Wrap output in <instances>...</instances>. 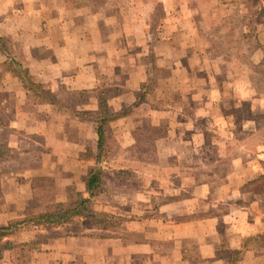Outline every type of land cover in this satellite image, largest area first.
<instances>
[{
	"label": "crops",
	"instance_id": "obj_1",
	"mask_svg": "<svg viewBox=\"0 0 264 264\" xmlns=\"http://www.w3.org/2000/svg\"><path fill=\"white\" fill-rule=\"evenodd\" d=\"M130 1L134 0H33L37 4L32 7L29 0H0V27L20 34L19 56L30 61L31 73L50 83L59 99L64 93L57 92L61 86L94 90L92 79L97 72L106 73L116 86L125 79H137L133 89L140 88L152 65L140 51L148 44L145 31L150 30L145 23L138 24V18L144 20L147 16L150 29L149 24L160 18L161 29L157 30L163 35L157 41L167 49L194 47L206 52L219 48L221 42L224 45L220 47L228 49H250L248 34L264 33V0L261 19L254 25L252 17L257 13L241 8L236 11V6L231 7L233 0H225L223 4L230 8L223 10L214 7L215 0H210L209 8L194 7L191 0H144L148 4L145 12L130 9ZM247 1L241 0L245 4ZM115 2H127V8ZM11 7L25 15L36 9L45 17L33 28L25 17H20V22L13 18ZM47 14L53 18L46 19ZM87 17L100 22L95 26L99 33H92L90 24L81 25ZM127 18H135L131 27L125 22ZM194 28V38L199 37L191 43L187 33ZM29 30L30 42L21 36ZM134 31L137 34L133 37ZM219 33H243L241 44L217 37ZM218 39L220 43L215 46ZM136 48L138 52L132 50ZM257 48L262 51L264 46ZM217 65L215 75L208 71L213 72L208 76L217 80V91L191 92L195 104L201 102L197 113L200 121L187 117L188 104L182 99L186 92H178L180 99H174L179 102L175 106L165 107L144 102L138 97L143 95L141 92H82L85 99L70 104L65 110L68 117L61 119L54 113L55 103L39 100L17 75L5 69L0 52V145L16 147V155L23 156L26 149L22 144L28 136H41L49 151L38 167H51L47 161L55 159V165H62L67 172L68 180L58 183L59 190L71 184L85 197L90 196L86 181L93 161L82 154L88 149L96 153L97 121L87 115L83 118L80 113L98 111L100 98L106 94L109 112L116 114L105 125L106 145L111 149L107 152L111 155L102 159L100 184L92 197L99 196L102 211L121 218V227L112 236H104L94 227L77 232L74 222L55 225L62 232L38 245L33 264H264V137L256 139L258 134L263 135L264 118L261 121L252 117L257 115V106L260 112L264 109L257 100L251 105L256 96L250 90L251 84L246 83L252 80L251 62L239 70L244 76L237 80L243 83L230 88L227 85L235 80V64L223 59ZM66 93L74 97L79 92ZM228 97L233 104L224 110L223 101ZM237 100L249 102L248 110L252 112H238L239 107L234 111ZM129 104L134 106L124 114ZM205 114L208 116L203 119ZM209 118L213 120L207 122ZM237 118L240 121L236 122ZM237 129L243 132L242 138L236 136ZM200 131L202 136L198 135ZM138 132L147 136L150 148L141 151L147 152V158L137 156L131 160L129 156L136 147L146 142ZM153 145H159V150ZM0 152V162L11 164L12 154ZM66 160L70 161L67 165ZM126 160L127 164L132 161L131 166L124 165ZM34 168L31 172L38 175ZM25 171L0 168V226L27 215L30 200L19 197L22 191H32ZM51 174L58 175L59 171ZM67 200L64 197L57 201ZM21 208L23 213H19Z\"/></svg>",
	"mask_w": 264,
	"mask_h": 264
},
{
	"label": "rangeland",
	"instance_id": "obj_2",
	"mask_svg": "<svg viewBox=\"0 0 264 264\" xmlns=\"http://www.w3.org/2000/svg\"><path fill=\"white\" fill-rule=\"evenodd\" d=\"M29 3V6L35 7L36 2H33V0ZM225 0H215V3L217 5H214L215 8L218 7V9L223 10L230 7H227L223 4ZM235 1V2H233ZM231 3L232 6H236L235 10L240 11V8L245 11H253L256 14V16L252 17V23H254L257 20L261 19V8L262 6V0H248L245 4L244 2H241V0H233ZM195 7V5L199 6V8H209L211 6L210 0H191L190 4H192ZM121 5V7L127 8V2H115ZM237 3L239 6H237ZM74 5L76 2H69V5ZM129 8L138 9L140 12L147 11L148 10V4L144 0H134L129 2ZM19 7V5H17ZM177 5L171 4V7H176ZM12 8V17L18 18L20 22V17H25L28 21L32 22L33 28H36L39 26L40 21L44 19L45 15L38 14L36 9H32V13H28L25 15V13H19L20 10ZM163 8V6H162ZM20 9V8H19ZM161 9L160 7L157 8V13H161L159 11ZM17 15V17H16ZM48 15V14H47ZM49 14L46 19H52L50 18ZM141 15V13H140ZM1 17L0 16V26H1ZM127 18L125 20L127 25L131 27L132 24L135 23V18ZM26 20V22H27ZM148 17L145 16L144 20L143 18H138V24L143 22L145 23V26L147 27V30H150L149 32L145 31V39L148 41V44H145L144 46L140 47V51L143 54H146L145 57L148 58L151 62L152 69L150 70L149 77L147 80L141 83L140 88L136 91H134L133 86L135 85V82L137 79L129 80L125 79L126 82H119L118 86L114 81H111L106 73H96L95 76H93L92 83L95 86L94 90H68L65 86H61L57 92H64L63 96L59 99L58 97L56 101H52V103H55V114L60 115V118L63 119V117H68L67 114H65V110L67 107L70 106V104H73L77 100L83 101L85 99L84 94L82 92H140L143 94L142 100H146L147 102H150L154 106L158 107H165L169 104L172 106H175L174 99H180L178 92H186L187 96H185V101H187L188 104V113L187 117H191L194 121H200L202 119H199L198 113V107L201 106V102L195 104L194 97L191 96V92H215L218 89L217 80L212 79L211 72L208 71H214V75L218 69L217 63L219 60L225 59L226 61H232L235 65L232 67L235 69L236 76L235 80L231 81V86L227 85V87H232L238 84L243 83V81H239L238 79H242L244 76L243 71L239 70L243 67L244 64H247L248 61L251 62V69H252V80L251 82H246L248 84H251L252 87H250L251 92H256L255 98L251 99V105L255 100L258 101L259 104L263 105L262 110L264 109V48H262V51H259L258 47L264 46V33H259L257 31H252L248 35L251 37V48H244L242 46H239L234 49H228L224 46L223 42H219V39L216 41V45L219 48L216 47L211 50H205L206 52H203V49L197 50V48L190 47V48H173V49H167L162 44L158 43V36H162L163 34L158 33L157 29H161V21L159 17H156L155 23L152 22L149 24L151 29L147 26ZM18 22V23H19ZM92 26V33H99V28L95 29V26H99L100 22L97 21V19L88 18L86 19L85 23L82 21L81 25ZM136 25H133L132 28H135ZM155 30V31H153ZM194 29H192L191 32L187 33L188 37L190 36L191 43L195 40H198V37L194 38ZM213 34L212 32H209ZM137 34L136 31L133 33L134 35ZM20 35V34H18ZM18 35L16 33H13L12 31H3L0 27V52L2 56L5 58V69L9 71L12 75H17L21 81L23 82L24 87L28 90V92H46V90H51V92H54L51 88V84L47 82H42L39 80L37 76H35L33 73H31L30 69V61L24 56H19L18 54V45L19 41ZM22 38L26 41L29 40L32 36V31L29 30L27 32H24L21 34ZM217 37H226L227 39H232V42H235L236 44H241V38H243V33L238 34H225V33H219L216 34ZM183 42H185L183 40ZM196 42V41H195ZM226 45V44H225ZM138 52L139 49H132ZM211 53H208V52ZM126 52V51H124ZM135 52V53H136ZM131 53L134 54V51ZM207 53V54H204ZM125 59H127L126 55L124 56ZM176 60V63H175ZM172 62V63H170ZM139 67L143 68L142 65ZM98 68V64H97ZM26 70H28L31 77L29 78L26 76ZM25 74V75H24ZM127 75V74H126ZM28 77V78H27ZM217 77V75H216ZM26 84V86H25ZM40 84H43L41 87ZM30 86V87H29ZM32 88V89H30ZM35 90V91H34ZM66 92H79L76 94V96H68ZM81 92V93H80ZM259 92L262 93V95H259ZM192 93V94H194ZM56 94V93H55ZM167 94V95H166ZM48 96V94H47ZM57 96V94H56ZM169 96V97H168ZM178 96V97H177ZM107 97L106 94L101 96L100 98V108L96 112H90V113H83L81 112L80 115L84 118L86 115L88 118H91L95 121H98L99 118H107L109 119L111 113L109 112V108L107 107ZM49 98V96H48ZM149 100V101H148ZM206 101H210V97L205 98ZM167 101V102H166ZM171 101V102H170ZM223 106H226L224 110L231 109V105L233 104V99L224 100ZM238 102V100L236 101ZM240 102L234 103L235 110L238 112H252V110H248V103L246 102ZM190 104V105H189ZM102 105V108H101ZM133 104H129L125 107L126 112L124 114H127V112L133 107ZM108 110V114L106 112ZM194 110V111H192ZM256 113L257 115L253 114L252 117H255L256 119L263 120L264 112H260V108L257 106ZM206 111H208L206 109ZM192 112V116L191 115ZM72 113V112H71ZM110 114V115H109ZM120 114V113H119ZM123 114V113H122ZM208 114V113H206ZM203 115V119L208 115ZM242 114V113H241ZM116 115V114H112ZM233 116V115H231ZM238 117V116H237ZM111 119V118H110ZM213 118H209L206 121L210 122ZM236 122L240 121L238 118L235 119ZM189 130H191L194 133V129H192V126H190ZM263 132V131H262ZM199 136H202V133L198 134ZM3 139L7 138L5 135H2ZM138 136L141 139L144 137L143 140H145L146 144L143 143L139 147H136V150L134 153H132L131 160H133L132 157L142 156L147 158L148 154L146 151L141 152L142 150H149L148 148V140L147 136H144L143 133L138 132ZM205 136V135H204ZM236 136L238 138L243 137V132L236 130ZM207 138H211L210 135L206 136ZM260 137H264L263 135L260 136L258 134L256 136V139L259 140ZM149 138V137H148ZM257 140V141H258ZM41 141L43 145L41 144ZM22 147L26 149V152L23 156L16 155L17 152H19L16 147H8L7 144H1L0 150L7 154L10 152L12 155L11 158V164L7 162H0V168L2 169H8V168H18V170L22 171L26 169L24 173H26L25 177L26 179L30 180V183L28 186L29 188L32 187V191L28 193H22L19 195L20 198H26L29 199L28 207L26 209L27 214H31L34 212H40L45 210L50 204H62L64 207H73L76 205L77 201L80 198H89L90 202L87 204V210L83 211L80 214L74 215L69 222H74L75 230L77 232H85L87 228L94 227L97 229H101L102 231L100 234L104 236H112L115 231L118 230V228L122 225V220L119 217H116L115 215H110L109 212L102 211L101 202L99 204L98 199L99 196L97 195L96 198H93L92 195L94 194V190L90 191V196L85 197L83 195V192L78 191L77 188L74 185H66L64 190H59L58 183L59 182H65L68 180L67 178V172L63 171V167L61 165V168L55 165L56 160H48V164L51 165V167H45L44 169H41V167H38L39 164L42 163V156L46 154V152L49 151V148L46 145L45 140L41 138V136H28L26 142L22 144ZM109 146H105L104 151L102 152L98 163L95 162L93 155L95 153H91L90 149H88V152H84L82 157L86 159H92L93 164L91 167L93 168H102V162L103 157L106 158L109 157L111 154L107 151H111ZM156 150H159V145H153ZM8 149V150H7ZM108 149V150H107ZM43 151V152H41ZM156 151V153H157ZM1 153V152H0ZM43 153V154H42ZM21 157V158H20ZM128 160V158H127ZM127 160L124 162V165L131 166V162H128ZM45 163L46 159H44ZM121 162V161H120ZM157 162V157H156ZM70 163L69 160L65 161V164L67 165ZM85 163V162H81ZM36 166L38 170L37 172L33 173L31 172V169H35ZM133 166V165H132ZM59 171L58 175H52L51 173H56ZM103 172V170H102ZM100 184V183H99ZM98 184V186H99ZM263 185L261 182L260 185ZM258 185V186H260ZM96 186V188L98 187ZM95 189V188H94ZM97 193V192H96ZM95 193V194H96ZM64 197H68L67 201H57L58 199L62 200ZM106 199V197H103ZM2 199H0V213H1V204ZM31 202V203H30ZM100 205V206H99ZM99 206V209L96 207ZM101 208V209H100ZM16 208H13V210ZM19 213H23V208L19 210ZM88 218L90 220L84 219ZM67 223V222H66ZM61 233L62 230L59 231L56 229L55 225L52 224H43L40 226H34L32 224L25 225L24 227H17L12 236L9 239H0V264H4L5 261L8 262V260H11L12 264H33L34 261H37V258L35 257V249L38 248V245L43 242H47V240L51 239L53 236H55L58 233ZM65 232V231H64Z\"/></svg>",
	"mask_w": 264,
	"mask_h": 264
},
{
	"label": "trees",
	"instance_id": "obj_3",
	"mask_svg": "<svg viewBox=\"0 0 264 264\" xmlns=\"http://www.w3.org/2000/svg\"><path fill=\"white\" fill-rule=\"evenodd\" d=\"M26 76L29 78L31 75L29 74L28 70H26ZM24 74V75H25ZM27 77V78H28ZM43 84H40L41 87ZM26 86V84H25ZM30 87V86H29ZM32 89V88H30ZM35 91V90H34ZM36 97L41 100L42 102H51L57 100V96L51 90H46V92H34ZM49 98H48V96ZM102 108V105H101ZM108 114V110H106ZM110 115V114H109ZM114 117V115H110L109 119L107 118H99L97 121V150L96 153L93 155L95 162L98 163L99 158L106 146V134H105V125L110 120V118ZM88 152V150H87ZM93 153V151H90ZM83 155V154H82ZM102 176V168H93L89 169V173L87 176V189L89 191L94 190L96 186L100 183ZM90 202L89 198H80L76 205L73 207H64L62 204H50L45 210L40 212H34L31 214H27L24 217L16 218L9 221L8 224L0 226V239L6 236L12 235L14 230L17 227H24L25 225L32 224L34 226H40L43 224H52V225H61L68 222L74 215L80 214L83 211H86L87 204ZM236 260V259H235Z\"/></svg>",
	"mask_w": 264,
	"mask_h": 264
}]
</instances>
